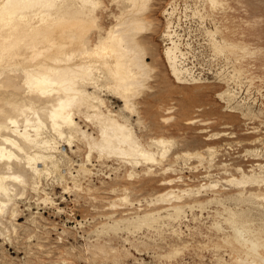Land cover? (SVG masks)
<instances>
[{
	"label": "bare ground",
	"instance_id": "1",
	"mask_svg": "<svg viewBox=\"0 0 264 264\" xmlns=\"http://www.w3.org/2000/svg\"><path fill=\"white\" fill-rule=\"evenodd\" d=\"M110 1L117 11L109 14L111 23L105 28L99 22V11L107 9L103 0H0V247L4 242L17 241L24 232V242L35 240L33 243L41 246V228L48 226L37 220L34 213L39 212L31 211L25 224L18 222L31 202L55 205L56 213L73 215L71 210L57 206L67 197L65 194L73 195L71 191L76 190L89 198L97 190L99 198L96 199L98 194L93 196L90 207L100 218L92 230L97 237L94 234L92 242L90 235L86 236L85 249L104 260L111 255L112 261L120 264L124 256L119 254L130 255L129 248L118 249L110 243L111 233H126L122 243L134 248L138 242L145 244L134 240L146 234L154 236L161 229H169L170 235L179 238L183 233L179 225L190 220V212L191 219L198 223L192 227L208 239L199 224L211 218L207 227L219 233L217 240L229 248L231 261L264 264V162L254 161L247 167L226 161L216 163L213 156L218 148L211 144L201 150L172 151V138L140 131L139 127H146L141 125L136 99L147 87L153 71L145 44L155 26L150 19L152 0ZM204 1L212 8L221 4V0ZM174 8L171 3L163 12L168 16L160 34L167 41L163 43L162 57L175 82L190 84L199 79L185 63L181 35L174 29L178 18L172 20ZM204 31L212 49L224 58L237 54L232 55V63L225 59V64L231 63L223 67H231L227 87L217 94L226 107H232L235 91L228 87V81L240 82L244 78L240 59L254 51L246 43L222 35L217 25L204 27ZM185 44L187 48L189 43ZM109 97L121 104H109ZM171 109L167 106L164 112ZM201 109L195 107L196 111ZM261 111L246 107L245 113L252 119ZM171 118L161 116L159 120L164 123ZM196 122L211 123L190 118L184 124ZM223 126L229 127L226 123ZM206 131L207 127L198 129L200 133ZM224 135L230 132L209 133L204 138L212 140ZM225 144L227 147L222 149H229V143ZM252 152L251 158L264 157V151ZM191 158L196 161L192 168H203L196 185H190L178 173L183 167L189 168L187 159ZM213 167H219V171L214 173ZM220 173L224 177H217ZM95 177L100 181L98 186L92 183ZM103 178L112 184L103 185ZM136 178L156 181L160 189L150 197L133 199L132 189L138 186L131 185ZM140 183L144 184V180ZM54 185L64 195H58L59 202L52 197ZM62 225L61 232H65ZM184 225L189 228L187 223ZM27 227L31 229L27 231ZM143 229L147 232L137 237ZM127 235L136 238L131 240ZM178 248L172 246L162 258L175 256Z\"/></svg>",
	"mask_w": 264,
	"mask_h": 264
},
{
	"label": "rangeland",
	"instance_id": "2",
	"mask_svg": "<svg viewBox=\"0 0 264 264\" xmlns=\"http://www.w3.org/2000/svg\"><path fill=\"white\" fill-rule=\"evenodd\" d=\"M171 3L175 7L173 9L172 20L175 21L178 18L177 27H174V29L181 35V48L186 52L185 63L192 67L194 77L200 81H190L192 82L190 84L177 83L169 75L164 63L162 49L164 47L163 43L167 41H165V38H161L160 34L164 29L165 17L168 16L163 13L164 9L171 5ZM103 4L107 9H104L102 12L99 11V22L106 28L111 23L109 14L116 12L117 8L110 0H103ZM195 7H197L198 11L195 10ZM150 19L155 24L154 32L145 40V44L149 54L148 61L153 65V71L147 87L136 99V106L142 117L141 125L146 127L145 129L144 127H139L140 131L148 135H163L172 138L174 142V149L172 148V151L201 150L205 148L206 144H211L216 149L218 148L213 156L216 163L226 161L231 163V165L247 167L254 161L264 162V157L258 159L251 158L254 149H257L259 153L264 151V0H221V4L214 8L210 7L205 1L203 2V0H152L150 4ZM215 25L220 28L222 35L233 41L237 42L239 40L238 42L246 43L254 51V53L240 59L241 63L239 65L242 68L244 67L242 75L244 78L240 82L228 81V87L235 91L232 107H226V103L221 101L217 94L227 87V74L231 67L228 69H224L223 67L230 66L231 60H234L233 56H237V54L231 53L229 56L227 55L231 58L225 56L227 61H231V63L225 64L226 58L220 54L221 52L217 53L218 50L212 49L210 39L205 33L204 27L213 28ZM94 34L95 31H92L91 35L94 36ZM215 35L216 38H219L220 33L216 32ZM185 43H189L187 48ZM235 64L237 63L235 62ZM108 103H112L113 106L121 104L110 97ZM167 106L172 107L168 113L164 112V108ZM199 106L202 109L196 111L195 107ZM246 107H249L253 112L262 111L258 117H252L251 119L250 115L245 113ZM161 116H172V118L168 122L163 123L159 120ZM190 118L209 120L211 123L207 125H199V122L184 124V121ZM223 123L228 124L229 127H224ZM201 127H207L208 131L198 132V129ZM221 131L230 132V135H224L212 140L204 138L209 133ZM255 138L256 140H254ZM224 143H229L230 148L222 149L226 146ZM75 157L74 159H76ZM187 162L189 168L183 167L178 173L184 176L187 183L196 185L198 180L201 179L200 174L203 168L200 166L192 168L196 165V161L192 158L187 159ZM104 171H108V169L104 168ZM212 171L214 173L218 172L219 167H213ZM218 176L222 178L224 174H217ZM100 177L102 178L101 175ZM188 178H191L192 181ZM103 179V185L112 184L111 180ZM142 179L144 180V184L146 183L145 185L140 183ZM142 179H134L131 185V187L138 186L137 189H134V187L132 189L133 199L150 197L153 192L155 193L160 189L156 181L152 182V180ZM92 183L96 186L100 185V181L96 177L92 180ZM221 183L225 185V183ZM139 186L144 188L141 189ZM49 187L51 188V186ZM47 190L50 191L49 188ZM71 192L73 195L68 193V195L65 194L64 196L56 185L51 190L52 197L56 196L54 197L56 202L60 201L61 195L67 196L57 206L64 207L68 211L71 210L73 215L56 213L55 205L37 204V206L33 204L34 202H31L30 209H25L22 212L23 216L18 222L25 224V219L31 211L32 213L35 212L34 210L39 212L34 213L37 220L40 224L48 226L41 228L42 232L40 235L42 237L38 242L41 243L42 247L33 243L36 242L35 240H31V243L24 242L26 240V233L24 232L17 241L14 240L11 244L8 242L3 243L2 248L4 247V251H1L2 248L0 247V264H56L60 261L63 263L62 259L66 260L64 264H115L112 261L111 255L104 260L102 256L93 255L85 249L88 238L94 242L93 239L97 237V234L92 233V230L94 229V224L100 218L90 207L93 205L92 197L98 194L96 196L97 199L100 192L96 190L93 193L92 190L93 194L91 193L92 196H89V198L86 193L79 191L75 193L76 190ZM89 199L90 201H88ZM21 204L24 205V203ZM195 212L200 213L198 210H195ZM187 214L190 220L183 221L179 225L183 231L182 236L179 238L173 234L170 235L169 229H166V231L165 229H161L162 231H158L159 235L157 234L158 232L154 236L146 234V236H142L137 240H134L135 236L127 235L135 243L143 240L145 244L142 245L138 242L137 249L129 244L122 243L121 239L126 236V233H111L110 243L112 245L118 249L122 248V246L129 248L130 255L119 254V257L124 256L120 258V264H219L220 261V264L223 262L225 264V261L230 264H238L231 261L230 255L232 253L228 254L229 248L218 241L219 233L215 232L213 228L207 227L210 225L208 222L212 221L210 217H207L206 221L204 220L205 223L199 224L200 231L211 238L208 239L207 236L199 234L192 227L197 226L198 223L191 219L190 212ZM93 218L95 219L93 220ZM62 223L65 225V232H61L63 228ZM185 223L188 224L189 228H186ZM53 226L55 228H51ZM30 227H27L26 230L29 231ZM89 230L91 233H89ZM59 232H61L60 235ZM146 232L145 229L139 231L138 234L136 232L137 237ZM88 235L91 237H88ZM86 236L88 238L85 239ZM60 237H62V240ZM147 238L148 240H146ZM19 239L20 243L18 244ZM58 239L59 241L57 242ZM151 239L152 241H150ZM170 244L173 245L170 246ZM148 245L151 246L147 247ZM216 245L219 246L217 247ZM172 246H178L179 248L176 251L179 253H173L175 256H171L170 259L167 257L162 258L163 254L169 251ZM70 247L73 248L70 250ZM26 251L29 252L27 253ZM35 257L38 259H35ZM222 257L224 259H221ZM214 258H217V261ZM139 260L140 263H137Z\"/></svg>",
	"mask_w": 264,
	"mask_h": 264
}]
</instances>
